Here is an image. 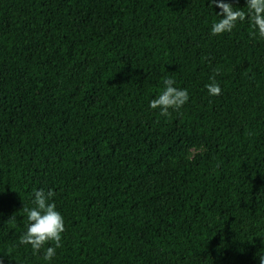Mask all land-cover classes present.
Listing matches in <instances>:
<instances>
[{
	"label": "trees",
	"instance_id": "1",
	"mask_svg": "<svg viewBox=\"0 0 264 264\" xmlns=\"http://www.w3.org/2000/svg\"><path fill=\"white\" fill-rule=\"evenodd\" d=\"M210 3L0 0L3 264H259L264 39L247 19L213 35ZM166 78L189 100L162 116ZM39 189L64 219L51 260L19 242Z\"/></svg>",
	"mask_w": 264,
	"mask_h": 264
},
{
	"label": "clouds",
	"instance_id": "2",
	"mask_svg": "<svg viewBox=\"0 0 264 264\" xmlns=\"http://www.w3.org/2000/svg\"><path fill=\"white\" fill-rule=\"evenodd\" d=\"M210 5H216L220 9L217 12L220 19L214 21L211 26L213 35L231 32L238 21L243 22L247 19L253 28L250 35L253 37L258 35L264 39V0H246V10L234 8L233 3L225 2V0H211ZM174 83L171 78L164 79L163 91L150 101V108H159L162 116H168L169 109H179L189 100L187 89L177 88ZM206 88L210 95L221 93V88L214 78L206 85ZM54 195L55 193L51 190L47 193L43 189L34 190L32 200L34 206L31 208L23 206L28 223L19 242L31 245L34 253H39L46 243L54 242V247L46 248L45 260H51L56 255V249L61 247V234L65 230L63 216L56 209L55 203L49 202ZM258 259L259 264H264V252L258 254ZM0 264H3L2 259Z\"/></svg>",
	"mask_w": 264,
	"mask_h": 264
},
{
	"label": "rangeland",
	"instance_id": "3",
	"mask_svg": "<svg viewBox=\"0 0 264 264\" xmlns=\"http://www.w3.org/2000/svg\"><path fill=\"white\" fill-rule=\"evenodd\" d=\"M203 151L202 146H186L181 149L177 155L170 156L164 160L161 170L157 177L150 178L149 183L157 182L159 179L170 176L180 163L190 161L192 157Z\"/></svg>",
	"mask_w": 264,
	"mask_h": 264
}]
</instances>
